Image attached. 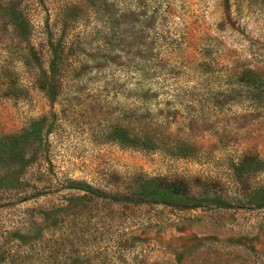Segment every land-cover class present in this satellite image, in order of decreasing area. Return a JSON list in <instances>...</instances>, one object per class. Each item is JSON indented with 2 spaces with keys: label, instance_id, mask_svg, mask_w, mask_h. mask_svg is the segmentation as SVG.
<instances>
[{
  "label": "rangeland",
  "instance_id": "1",
  "mask_svg": "<svg viewBox=\"0 0 264 264\" xmlns=\"http://www.w3.org/2000/svg\"><path fill=\"white\" fill-rule=\"evenodd\" d=\"M139 5L147 14L159 8L168 15L141 29L139 67L147 71L140 81L154 96L137 101V114L151 126L159 124L172 141L192 140L206 158L186 160L106 143L105 108L93 111L92 104L106 99L112 107L123 104L112 85L115 79L130 84V75L117 67L109 71L114 78L107 68L87 69L78 83L82 91L72 93L77 85H71L70 94L54 105L53 132L19 179V165L9 169L0 156V184H7L0 187V264H264V206L256 205L264 202V101L261 115L244 116L240 105L221 111L207 102L205 88L225 84L232 72L252 71L264 84V0H141ZM38 36L35 32V42ZM199 63L207 74L196 72ZM174 66L178 74L172 76L168 71ZM22 78L34 85L32 72ZM189 92L195 95L190 98ZM168 107L177 114L168 118ZM51 108L37 88L25 102L1 104L0 134L19 132ZM243 154L250 160L247 178L238 182L231 161ZM108 170L117 177L183 175L200 195H221L233 205H137L83 198L66 188L71 179L107 181Z\"/></svg>",
  "mask_w": 264,
  "mask_h": 264
},
{
  "label": "trees",
  "instance_id": "2",
  "mask_svg": "<svg viewBox=\"0 0 264 264\" xmlns=\"http://www.w3.org/2000/svg\"><path fill=\"white\" fill-rule=\"evenodd\" d=\"M53 2L0 0V105L25 102L32 90L37 88L52 107L46 114L30 118L19 132L0 134L1 158L9 162V169H13L14 163L19 165L16 179L20 178L28 165L39 159L37 152L46 144L57 121L54 105L58 99L69 95V86L74 84L77 90L72 93L81 92L78 83L85 71L93 68H107V73L113 78L114 72L109 71L114 67L130 75L127 78L130 84L115 79L116 84L112 85L111 91L123 96V104L112 107V101L108 99L105 102L97 100L92 104L93 111L101 109V104L105 108L103 113L108 123L105 124L103 135L106 143L124 150L163 152L186 160L206 158L201 147L192 140L177 138L172 141L169 133L159 129V124L153 123L151 126V122L143 120V115L137 114L140 111L136 107L137 101L148 102L154 96L151 87L140 81L147 71L139 67L141 29L150 28L164 15H168V10L159 12V8H154L155 11L147 14L145 5L140 11L141 0H76L73 4L56 7ZM80 11L87 14L88 25L84 23V13ZM79 26L83 28L77 30ZM35 32L39 33L36 42ZM26 70L33 73L32 87L22 78ZM195 70L201 74L208 72L201 63L196 65ZM168 72L172 76L178 74L176 66ZM227 76L228 81L222 85L219 82L210 84L208 81L210 85L205 87L207 102L221 111L226 106L232 108L240 105L244 116L248 111L261 115L259 110L264 101V84L259 82L254 72H246L243 76L232 72ZM110 84L106 79V85ZM189 95L192 98L195 94L189 92ZM167 113L168 118L171 113L177 114L170 107ZM167 113L161 118H167ZM29 147L34 148L30 156L27 154ZM249 161L245 154L232 159L231 175L236 181L246 180L244 173L248 171L245 165ZM107 172V181L71 179L66 183V188L81 193L83 198L137 205L160 204L178 209L233 205L221 195H200L195 190V182L183 175L169 178L139 173L117 177L114 170ZM6 179L12 187H20L14 186L15 183L8 177ZM6 185L1 183L0 187ZM81 196L76 198L80 199ZM256 205L264 206V202Z\"/></svg>",
  "mask_w": 264,
  "mask_h": 264
}]
</instances>
